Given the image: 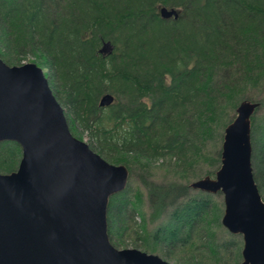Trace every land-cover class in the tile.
<instances>
[{
  "label": "trees",
  "instance_id": "16d2710c",
  "mask_svg": "<svg viewBox=\"0 0 264 264\" xmlns=\"http://www.w3.org/2000/svg\"><path fill=\"white\" fill-rule=\"evenodd\" d=\"M161 6L176 18H162ZM104 42L110 49L99 52ZM28 56L45 69L72 135L78 129L91 150L124 164L129 175L132 168L138 176L176 171L163 182L140 180L147 218L158 221L146 232L141 223L129 225L137 208L126 189L111 195L109 238L119 244L132 235L144 250L177 263V254L190 252L239 264L240 238L219 221L223 204L188 186L199 173L189 178L169 163L210 158L198 144L215 109L222 108L223 125L222 111L229 114L241 100L264 106V0H0V59L18 65ZM104 93L113 100L101 107ZM256 125L264 130V112L250 118L252 176L264 201V141L253 140ZM19 157L15 142H0L1 172L14 170Z\"/></svg>",
  "mask_w": 264,
  "mask_h": 264
},
{
  "label": "water",
  "instance_id": "95a60500",
  "mask_svg": "<svg viewBox=\"0 0 264 264\" xmlns=\"http://www.w3.org/2000/svg\"><path fill=\"white\" fill-rule=\"evenodd\" d=\"M176 18L173 8H159ZM110 49L102 43L99 52ZM104 93L98 105L108 106ZM257 102L241 100L223 129L220 165L213 177L188 183L220 192V224L241 237L239 264H264V201L250 163V116ZM20 148L14 170L0 173V264H170L156 254L114 247L106 232L109 197L128 180L113 164L73 136L41 67L0 59V142Z\"/></svg>",
  "mask_w": 264,
  "mask_h": 264
},
{
  "label": "rangeland",
  "instance_id": "374dc122",
  "mask_svg": "<svg viewBox=\"0 0 264 264\" xmlns=\"http://www.w3.org/2000/svg\"><path fill=\"white\" fill-rule=\"evenodd\" d=\"M31 58L32 57L28 56L26 60L22 61V63L23 62H31V61H28V60H31ZM42 70L45 73V69L42 68ZM258 95L260 96V94H258ZM61 107H62V105H61ZM227 107H228V105H226L225 108H227ZM257 107H258L257 111L254 110L252 115H260L261 113L264 112V106H262V105L259 106V104H258ZM221 110H222V108L215 109V111L213 112L214 114L211 116V118L209 119L208 124H207V127H208L207 135L204 137V140H203L205 143L203 145L201 144V142H200V144H198L200 146L201 150L203 152H205L204 153V157L207 156L206 158H209V157L211 158V157H213V155L215 156V155H217V153L220 152V146H221V142H222L223 129L226 126V124L229 123L233 119V117L235 116V110H233L229 114L227 113V111L223 110L222 111L223 114L225 116H228V120H227L228 122L224 123L223 125L222 124H218V120L220 119V117L218 115L221 114ZM250 118H251V116H250ZM68 125H70V122H68L67 126ZM220 127H222L221 131H219ZM68 129L70 130L69 127H68ZM75 131H77V134H74L73 136H75L78 139H81V140H83V141H85L87 143L86 136L84 134L80 135L78 133L79 132L78 129H75ZM255 131L256 132L252 135L253 140L255 141V140H257L258 137H260V139H262L264 141V130L261 127L257 126ZM73 133H74V131H73ZM196 141L199 142L196 139L193 142L197 143ZM256 148H257V150L260 149L258 142H256L255 149ZM251 152H252V149H251ZM210 158L207 159L206 161L203 160V161H200V162H195V160H193V158H191L190 160H188V162L190 163L189 164L190 166L185 163L183 165V167H181V165H180L181 163L180 162H170L169 164H170V166L173 165L176 169H179V170L181 169V170L185 171L188 174L189 178L192 177V176H196L198 173H199V177H197V178H200L203 175H205L204 170H206V168H207V170L208 169L211 170L210 172H213V173H214L215 170L218 169V167L220 165V156L219 157L217 156V160H213V158H212L213 161ZM176 163H177V165L175 166ZM1 173H4V172H1ZM138 174H140V172H138V170H134V168H132L131 174L129 175V173H128L129 176H128V180H127V183H126V186H125L124 189H126L127 197L130 198L132 201L134 200V204H135V206L137 208L136 213H133L132 216H131V219L129 221V225L132 226V227H136L137 228L138 224L141 223V225L143 226V229L145 228L144 230L146 232V229L147 230H151L154 225L158 224V221H151L149 218H147V208H148L147 200H146V196L147 195H145L146 194L145 193V188H144V186L141 185L142 183H141L140 180L143 179V180H151V181L154 180L155 182H163V181L167 180L168 178H170V176H175L176 171H174V169H170L169 172H163L162 173L161 169L156 168L153 171V173L144 174V172L142 173V171H141V175L142 176H138ZM194 174H196V175H194ZM211 177H213V174L211 175ZM197 178L193 177V178H191L189 180V182L191 180H194V179H197ZM137 190L140 191V193H138ZM211 195H213L217 200H219V202H221V204H223L222 203V195H221L220 192H217V193L211 194ZM222 211H223V208H222ZM222 211H221V214H222ZM219 221H220V218H219ZM211 229H213V227H211ZM219 230H218V235H217L216 241H215V243L217 245L220 244V238H222V237L224 238V236L222 235V232L219 231ZM219 232H221V233H219ZM236 236H239V235H236ZM239 238H240V241H241V237L240 236H239ZM108 239H109V242L114 247H116L118 249H121V248H136V249L145 251L147 253L156 254L160 258L164 259L165 261H167L170 264H181V262L183 260H187L188 262H197V261H199L202 264H214L213 260L212 259L209 260V258L206 257L205 255L198 254V253L192 254L190 252H180L179 254H177L176 256L179 259V262L177 263L172 258L164 256L163 254H161L159 252H156V251L155 252H150L149 250H144L143 246H142V244H143L142 241L140 239H135L134 236L128 235V234H124L121 238L118 239L117 242H119V244H117L114 241V239H115L114 237H112V238L108 237ZM150 243L153 244L152 241ZM241 244H242V241H241ZM173 248L174 247L171 246L169 250H171ZM240 260H241V256L239 257V261Z\"/></svg>",
  "mask_w": 264,
  "mask_h": 264
},
{
  "label": "bare ground",
  "instance_id": "6f19581e",
  "mask_svg": "<svg viewBox=\"0 0 264 264\" xmlns=\"http://www.w3.org/2000/svg\"><path fill=\"white\" fill-rule=\"evenodd\" d=\"M48 83V82H47ZM49 86V85H48ZM50 88V87H49ZM51 90V89H50ZM52 92V91H51ZM58 102V101H57ZM129 176V175H128Z\"/></svg>",
  "mask_w": 264,
  "mask_h": 264
}]
</instances>
